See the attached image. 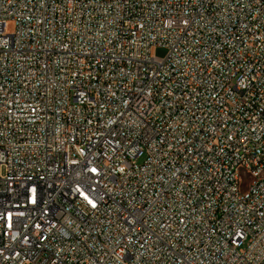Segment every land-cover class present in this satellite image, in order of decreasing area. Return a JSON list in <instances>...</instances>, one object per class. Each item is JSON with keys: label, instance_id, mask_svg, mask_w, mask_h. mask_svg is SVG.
<instances>
[{"label": "built area", "instance_id": "1", "mask_svg": "<svg viewBox=\"0 0 264 264\" xmlns=\"http://www.w3.org/2000/svg\"><path fill=\"white\" fill-rule=\"evenodd\" d=\"M260 159L264 0H0V264H264Z\"/></svg>", "mask_w": 264, "mask_h": 264}, {"label": "bare ground", "instance_id": "2", "mask_svg": "<svg viewBox=\"0 0 264 264\" xmlns=\"http://www.w3.org/2000/svg\"><path fill=\"white\" fill-rule=\"evenodd\" d=\"M260 176H264V159H260L257 171L252 172H240V183H255Z\"/></svg>", "mask_w": 264, "mask_h": 264}, {"label": "rangeland", "instance_id": "3", "mask_svg": "<svg viewBox=\"0 0 264 264\" xmlns=\"http://www.w3.org/2000/svg\"><path fill=\"white\" fill-rule=\"evenodd\" d=\"M4 27H5V31H6L7 33H11V32H13L14 29H15L14 21L11 20V19L7 20V21L5 22V26H4ZM155 53H156L157 55H161V54L164 53V51H163L162 49H157V50L155 51ZM140 159H141V158H139L138 161H140ZM2 172H3V170H2V168H0V173H2Z\"/></svg>", "mask_w": 264, "mask_h": 264}]
</instances>
